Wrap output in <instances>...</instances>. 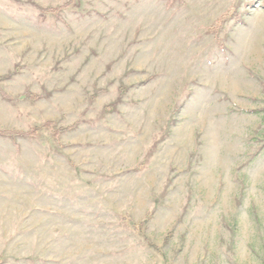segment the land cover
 <instances>
[{
  "label": "rangeland",
  "instance_id": "obj_1",
  "mask_svg": "<svg viewBox=\"0 0 264 264\" xmlns=\"http://www.w3.org/2000/svg\"><path fill=\"white\" fill-rule=\"evenodd\" d=\"M46 120L1 264H264V0H0V129Z\"/></svg>",
  "mask_w": 264,
  "mask_h": 264
},
{
  "label": "trees",
  "instance_id": "obj_2",
  "mask_svg": "<svg viewBox=\"0 0 264 264\" xmlns=\"http://www.w3.org/2000/svg\"><path fill=\"white\" fill-rule=\"evenodd\" d=\"M68 3L69 2L65 3L63 6H60V7L44 8V9L42 8L41 11H43L44 13L55 14L61 8L67 6ZM223 18H224L223 15L219 16L214 21V23L207 28V31L208 32H213V31L216 32L218 30V26H220V24L224 20ZM26 98L36 99L37 97L32 93H27ZM76 124H77V122H75L74 124L69 125V126H56L54 121L46 120V121L42 122L40 125H35V126L30 127L28 130L0 129V135L5 136V137H10V138H14V137H30V138L33 137L34 138V137L38 136L39 132L42 129H47V130L49 129L51 136L57 142L60 133H62L63 131H65L67 129L73 128ZM144 221H146V219H144L143 222ZM138 226H142V223H139ZM1 262H2V259L0 257V264H1Z\"/></svg>",
  "mask_w": 264,
  "mask_h": 264
}]
</instances>
